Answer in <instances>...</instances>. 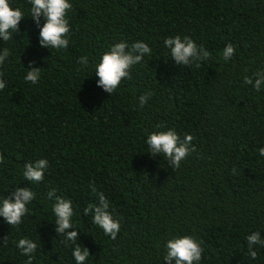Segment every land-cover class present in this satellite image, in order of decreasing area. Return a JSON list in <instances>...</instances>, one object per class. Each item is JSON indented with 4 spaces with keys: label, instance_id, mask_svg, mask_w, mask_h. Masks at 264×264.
I'll return each mask as SVG.
<instances>
[{
    "label": "trees",
    "instance_id": "16d2710c",
    "mask_svg": "<svg viewBox=\"0 0 264 264\" xmlns=\"http://www.w3.org/2000/svg\"><path fill=\"white\" fill-rule=\"evenodd\" d=\"M11 3L24 18L0 38V53L9 50L0 64V198L24 187L35 199L19 225L0 217V264H27L21 238L38 245L32 264H75L77 246L89 251L85 264H168L166 241L186 235L202 242L199 264H264V247L252 258L246 241L256 231L264 238V88L244 81L264 71V0H71L63 50L40 46L44 19L30 17L29 0ZM177 35L208 58L177 64L164 45ZM121 41L152 53L107 93L94 65ZM229 43L235 54L225 60ZM32 67L36 84L24 79ZM168 129L193 136L178 168L146 143ZM41 158L44 179L26 181L25 165ZM50 191L72 201L76 242L57 234ZM100 193L120 222L115 238L84 213Z\"/></svg>",
    "mask_w": 264,
    "mask_h": 264
},
{
    "label": "clouds",
    "instance_id": "9594fccd",
    "mask_svg": "<svg viewBox=\"0 0 264 264\" xmlns=\"http://www.w3.org/2000/svg\"><path fill=\"white\" fill-rule=\"evenodd\" d=\"M31 5L30 17L40 25L41 17L44 19L40 27V46L55 50H63L69 46L68 33L71 25L68 19V11L71 9V0H29ZM24 18V12L12 5L11 0H0V38L8 41L13 34L18 32L19 24ZM165 47L169 50L171 58L179 65L188 66L193 62L205 60L210 55L207 50L198 47L196 42L188 36L183 38L179 35L166 38ZM152 53L151 47L143 42L137 41L131 45L121 41L110 46L109 50L102 54L99 62L94 65L95 75L98 77L96 83L107 93H113L118 88L121 81L130 78L129 70L140 64L145 56ZM235 54L234 46L229 43L223 49L225 60L230 59ZM9 56V50L5 49L0 53V64H3ZM82 64H87V57L81 58ZM41 78V70L32 67L26 72L25 81L36 84ZM246 84L253 85L259 92L264 88V71L256 73V79L245 76ZM6 87L3 79H0V89ZM151 93L139 97L140 106L143 107ZM193 136L188 134L183 139L175 129L167 131L153 132L147 137L149 152L153 155L160 154L165 160H171L172 166L178 168L181 161L194 150L192 147ZM259 154L264 156V148L259 150ZM3 157H0V162ZM49 166L47 159L41 158L34 163H28L23 169V177L26 181L38 183L44 179L45 171ZM50 197H55L52 212L55 217L56 232L63 235L66 241L76 242L79 232L73 226L74 209L72 201L59 196H55L54 191L49 192ZM35 199V193L29 188L18 187L15 192L6 198H0V217L11 225H19L28 213V205ZM109 201L103 193L99 194V204L84 209L85 214H91L92 222L103 230L105 235L115 238L120 231V222L113 218L109 211ZM248 252L252 258L257 256L255 249L264 247V238L261 232L250 233L246 237ZM21 250V255L27 256V264H32L37 243L30 238H21L16 243ZM165 255L163 260L168 264H199L202 259L204 249L202 242L193 236H177L166 241ZM75 264H85L89 256L87 249L82 250L77 246L72 253Z\"/></svg>",
    "mask_w": 264,
    "mask_h": 264
}]
</instances>
